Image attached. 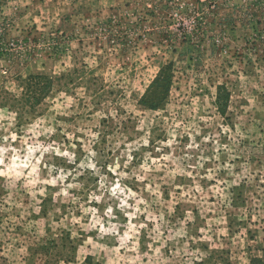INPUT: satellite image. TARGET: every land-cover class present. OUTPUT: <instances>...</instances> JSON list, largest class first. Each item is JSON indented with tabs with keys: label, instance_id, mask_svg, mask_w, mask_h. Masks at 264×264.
Masks as SVG:
<instances>
[{
	"label": "rangeland",
	"instance_id": "rangeland-1",
	"mask_svg": "<svg viewBox=\"0 0 264 264\" xmlns=\"http://www.w3.org/2000/svg\"><path fill=\"white\" fill-rule=\"evenodd\" d=\"M12 1L0 0V264L264 258V0H53L39 28L16 27ZM169 62V95L149 109L139 100ZM28 74L53 80L32 111Z\"/></svg>",
	"mask_w": 264,
	"mask_h": 264
},
{
	"label": "trees",
	"instance_id": "trees-1",
	"mask_svg": "<svg viewBox=\"0 0 264 264\" xmlns=\"http://www.w3.org/2000/svg\"><path fill=\"white\" fill-rule=\"evenodd\" d=\"M21 81L25 84L24 93L19 101L23 108L32 111L51 90L53 80L44 74H28ZM173 82L172 63L163 64L155 78L140 98V103L149 109H156L168 97ZM229 101V91L224 84L216 88L215 104L220 113H225ZM263 263L264 258L254 257L251 264Z\"/></svg>",
	"mask_w": 264,
	"mask_h": 264
},
{
	"label": "crops",
	"instance_id": "crops-1",
	"mask_svg": "<svg viewBox=\"0 0 264 264\" xmlns=\"http://www.w3.org/2000/svg\"><path fill=\"white\" fill-rule=\"evenodd\" d=\"M13 3H18L22 5L23 9H21V14L18 15V19L16 21V27L18 28H25V24L28 25H35L37 28L44 23V16H43V9L40 8V11H37V7L40 6L39 4L45 6L48 5L47 2H51L53 4V0H15L12 1ZM18 8L20 7L17 5ZM16 10L13 7L8 8V10ZM38 22H40L38 24Z\"/></svg>",
	"mask_w": 264,
	"mask_h": 264
}]
</instances>
